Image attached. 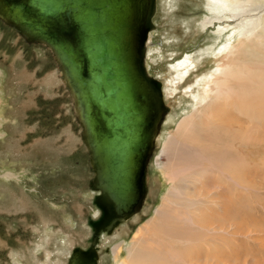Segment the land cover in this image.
Here are the masks:
<instances>
[{"label":"rangeland","instance_id":"obj_1","mask_svg":"<svg viewBox=\"0 0 264 264\" xmlns=\"http://www.w3.org/2000/svg\"><path fill=\"white\" fill-rule=\"evenodd\" d=\"M211 3L156 0L146 64L148 73L162 83L168 112L142 184L144 203L111 234H101L97 264H121L146 236L139 230L156 217L172 186L166 176L172 161L164 146L182 120L207 102L200 99L206 85L198 80L215 69V53L230 36V46L238 43L244 30L237 21L250 22L247 29H260L256 22L264 17V5L240 18L228 12L219 17L221 13L210 11ZM220 25H227L224 36L218 34ZM245 44L264 48L262 41ZM247 49L243 47L250 53ZM186 57L196 67L178 80L174 68ZM197 93L202 95L194 101ZM249 119H242V129H231L243 137V144L234 148L244 166L228 171L240 187L227 188L209 174L192 191L184 189V196L195 198L193 208L207 217L197 219L198 225L219 230L214 237L207 231L197 235V264H264V122ZM92 174L72 100L51 52L26 44L0 22V264H67L74 248L86 249L91 235L87 221L96 211V193L89 186ZM201 198L207 204H200Z\"/></svg>","mask_w":264,"mask_h":264},{"label":"water","instance_id":"obj_2","mask_svg":"<svg viewBox=\"0 0 264 264\" xmlns=\"http://www.w3.org/2000/svg\"><path fill=\"white\" fill-rule=\"evenodd\" d=\"M156 0H0V22L28 45L46 47L72 100L100 213L88 246L67 264H97L111 234L143 204L142 184L168 112L145 53Z\"/></svg>","mask_w":264,"mask_h":264},{"label":"bare ground","instance_id":"obj_3","mask_svg":"<svg viewBox=\"0 0 264 264\" xmlns=\"http://www.w3.org/2000/svg\"><path fill=\"white\" fill-rule=\"evenodd\" d=\"M211 2H214V6L210 7V11L221 13L219 17H225L228 12L234 17L241 18L249 11L253 12L264 5V0H255V3H249L250 5L248 0H210ZM242 20L237 21V25L244 30L239 33L238 43L230 46L232 39L230 36V41L216 51L215 69L207 77L208 80H198V83L203 82L206 85L203 92L205 97L200 98L202 94L198 93L192 97L194 101L199 98L207 100L206 104L185 117L177 129L171 133L164 146V152L171 157L172 161L166 168V176L172 186L164 198L163 205L156 211V217L139 230L140 235L146 236L141 237L140 244L134 243V247L127 252V259L121 264H197L196 261L200 259L198 256H193L198 250L196 246L200 240H197V235H200L202 231H207L206 233L213 237L214 233L219 234V230L217 232L214 228L206 230L207 227L198 225L197 219L207 217L199 209L193 208L195 198L190 199L184 196V193L186 188L188 190L193 188L209 174L216 175L227 188L232 186L239 188L240 182L235 180L236 178L234 179L228 171L233 167L235 169L238 165L240 168L244 166H241V156L234 148L235 144H243L241 139L244 135L241 132L242 138H239L236 135L237 132L233 133L231 129H242V119L251 118L264 122V48L245 44L251 42L258 46L261 41L264 43V17L256 22L260 27L258 31L247 29L250 22H242ZM223 22L225 21L221 24ZM226 27L227 25H220L218 34L224 36ZM154 29L149 33L147 41ZM148 47L149 41L147 49ZM243 47H248L246 52L250 49L251 52L245 53ZM189 58H184L174 68L178 73L176 75L178 80L196 67ZM146 69L148 72L147 64ZM162 96L164 100L163 90ZM243 163L245 164L244 161ZM261 164L264 166V158ZM190 194L189 196H192ZM222 198L224 199V196ZM199 203L205 205L206 201L199 200ZM179 209L184 210V213L179 214L177 212ZM99 216L100 213L96 210L89 219L95 220ZM221 233L226 232L222 230ZM134 239L136 242L139 238L136 236ZM149 243H152V246H146ZM119 254L121 253H117V258ZM190 259L194 261L190 262Z\"/></svg>","mask_w":264,"mask_h":264},{"label":"flooded vegetation","instance_id":"obj_4","mask_svg":"<svg viewBox=\"0 0 264 264\" xmlns=\"http://www.w3.org/2000/svg\"><path fill=\"white\" fill-rule=\"evenodd\" d=\"M144 200H145V197H144ZM144 200H143V203H144ZM143 205V204H142ZM96 212V211H95ZM91 231V230H90ZM81 249H85V248H81Z\"/></svg>","mask_w":264,"mask_h":264}]
</instances>
